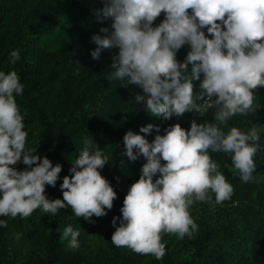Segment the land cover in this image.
<instances>
[{
	"label": "clouds",
	"instance_id": "9594fccd",
	"mask_svg": "<svg viewBox=\"0 0 264 264\" xmlns=\"http://www.w3.org/2000/svg\"><path fill=\"white\" fill-rule=\"evenodd\" d=\"M102 3L94 11L95 19L100 23L111 19V31L102 27L100 32L106 35L91 37L96 47L90 55L98 60L102 50L118 49L113 77L142 90L130 102L144 105L148 113L164 120L217 109L216 123L192 121L188 130L177 123L164 135L159 134V126L148 124L139 129L145 135L128 130L123 136L121 155L130 161L143 157L146 163L123 200L122 219L112 220L113 226L117 220L120 225L111 242L161 260L166 253L163 234L183 239L197 231L189 212L194 202L212 203L211 194L214 204L232 197L234 189L209 150L230 154L233 173L243 182L256 179L254 157L261 150L258 141L264 129L254 125L243 132L231 127L226 134L221 126L238 114L255 111L254 90L264 87V0ZM162 12L164 20L153 27ZM205 28L212 38L205 35ZM186 44L190 51L178 62L176 53ZM19 58L17 50L10 53V63ZM194 81H200L198 91ZM23 91L16 71H0V216L27 218L37 208L54 215L66 207L88 222L93 216H105L117 194L99 171L108 163L100 149L82 150L69 169L72 175L64 176L60 184L63 199L46 197L45 186H56L62 166L26 150L27 132L15 99ZM153 130L157 134L149 142L146 135ZM18 162L27 167L17 170ZM0 227H7V221L0 220ZM79 234L69 225L60 239L70 237L69 247L76 249Z\"/></svg>",
	"mask_w": 264,
	"mask_h": 264
},
{
	"label": "trees",
	"instance_id": "16d2710c",
	"mask_svg": "<svg viewBox=\"0 0 264 264\" xmlns=\"http://www.w3.org/2000/svg\"><path fill=\"white\" fill-rule=\"evenodd\" d=\"M102 7V0H0V71H16L24 86L21 95H14L27 132L25 148L46 156L53 166H62L56 186H45L46 197L63 199V177L72 175L69 169L86 146L108 157L99 171L117 194L112 209H105L103 217L93 216L92 222L77 217L70 207L54 215L37 208L27 218L0 216L7 221V227H0V264H264V182H243L233 173L231 155L211 150L209 155L234 191L222 204H214L211 194L212 203L196 201L190 206L198 225L192 238L163 234L166 253L161 260L111 242L120 225L117 220L113 226L112 220L122 219L123 200L146 163L143 157L130 161L121 155L125 133L145 135L139 129L148 124L159 126V134L164 135L166 128L177 123L185 130L192 121L216 123L217 109L164 120L148 113L144 105L130 102L142 90L113 77L118 49H104L98 60L93 59L90 52L96 45L90 34L81 31L85 23L100 35H106L100 32L102 27L111 31V19L102 23L95 19V9ZM164 18L162 12L153 27ZM203 31L212 38L206 28ZM13 50L20 58L10 63ZM189 51V45L182 46L176 53L178 62ZM199 83L194 81L197 91ZM254 97L256 110L232 117L221 126L226 134L231 127L243 132L254 125L264 129V87L254 90ZM156 134L153 130L146 139L151 142ZM258 144L261 150L254 157L253 176L264 177V131ZM14 167L24 170L27 166L18 162ZM69 225L80 233L76 249L69 247L70 237L60 239Z\"/></svg>",
	"mask_w": 264,
	"mask_h": 264
},
{
	"label": "rangeland",
	"instance_id": "374dc122",
	"mask_svg": "<svg viewBox=\"0 0 264 264\" xmlns=\"http://www.w3.org/2000/svg\"><path fill=\"white\" fill-rule=\"evenodd\" d=\"M82 32H86L88 34H90V39L91 37L94 35V34H98V29L89 25L88 23H85L82 25ZM256 179L255 180H252V181H260V182H264V179H261L262 177H256L254 176ZM252 181H249V182H252Z\"/></svg>",
	"mask_w": 264,
	"mask_h": 264
}]
</instances>
